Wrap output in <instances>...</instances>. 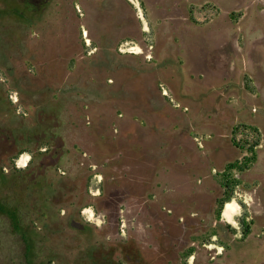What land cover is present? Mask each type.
Segmentation results:
<instances>
[{
  "label": "rangeland",
  "instance_id": "1",
  "mask_svg": "<svg viewBox=\"0 0 264 264\" xmlns=\"http://www.w3.org/2000/svg\"><path fill=\"white\" fill-rule=\"evenodd\" d=\"M0 264H264V0H0Z\"/></svg>",
  "mask_w": 264,
  "mask_h": 264
},
{
  "label": "trees",
  "instance_id": "2",
  "mask_svg": "<svg viewBox=\"0 0 264 264\" xmlns=\"http://www.w3.org/2000/svg\"><path fill=\"white\" fill-rule=\"evenodd\" d=\"M246 159H248V158H246ZM235 165H237V164H230L229 166H227L228 171H231V169L237 167ZM234 181H235V178L227 179L226 182L222 183V186L225 188V192L224 193H225V195H228V197H231V195H232V193L234 191V185H232V183ZM224 202H225V200H222L221 201V205H223ZM240 223L243 224V221H240ZM246 233H248V232L246 231Z\"/></svg>",
  "mask_w": 264,
  "mask_h": 264
},
{
  "label": "flooded vegetation",
  "instance_id": "3",
  "mask_svg": "<svg viewBox=\"0 0 264 264\" xmlns=\"http://www.w3.org/2000/svg\"><path fill=\"white\" fill-rule=\"evenodd\" d=\"M26 165H28V163H26ZM25 165V166H26ZM224 207H225V205H224ZM222 216H223V218L225 219V220H227L225 217H224V208H223V214H222ZM228 221V220H227Z\"/></svg>",
  "mask_w": 264,
  "mask_h": 264
},
{
  "label": "bare ground",
  "instance_id": "4",
  "mask_svg": "<svg viewBox=\"0 0 264 264\" xmlns=\"http://www.w3.org/2000/svg\"><path fill=\"white\" fill-rule=\"evenodd\" d=\"M229 207H231V202L227 204V209H229Z\"/></svg>",
  "mask_w": 264,
  "mask_h": 264
}]
</instances>
